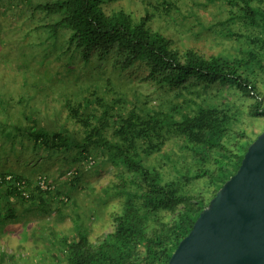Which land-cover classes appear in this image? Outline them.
<instances>
[{"label":"trees","instance_id":"obj_1","mask_svg":"<svg viewBox=\"0 0 264 264\" xmlns=\"http://www.w3.org/2000/svg\"><path fill=\"white\" fill-rule=\"evenodd\" d=\"M14 3L25 7L36 30H45L47 44H59L56 55L64 62L62 71L42 76V87L24 75L0 89L1 154L8 148L19 163L0 169V232L74 205L69 191L55 187L48 172L53 162L60 165L58 174L70 173L76 188L89 176L86 167L110 164L115 181L105 194L119 201L111 232L91 241L76 214L75 235L51 243L45 238L40 264H168L261 134L246 126L264 124V0ZM210 6L209 19L200 11ZM187 19L220 49H199L162 29ZM49 50L31 51L28 67L18 60L14 73L40 69L41 54L51 55ZM105 72V85L92 83ZM48 78L60 82L56 92ZM132 78L153 86V95L130 99L121 88ZM50 95L56 96L51 105ZM37 178L49 189L35 186Z\"/></svg>","mask_w":264,"mask_h":264},{"label":"rangeland","instance_id":"obj_2","mask_svg":"<svg viewBox=\"0 0 264 264\" xmlns=\"http://www.w3.org/2000/svg\"><path fill=\"white\" fill-rule=\"evenodd\" d=\"M15 6L14 0H9L5 5L0 6V89L3 87L6 88V86L13 82L15 76L24 77V75L28 77L31 82L36 79L39 80V86L42 87V82L44 80L42 76L49 77L59 70L62 71L64 61L62 58H57L56 55L57 50H59V44L58 46H55L52 42H50V45L47 44L45 42L47 37L44 33L45 30H36L38 23L32 21L30 16L27 17L25 7L20 6V8H16ZM182 12L186 16V6L182 9ZM200 14H205V16L210 19L214 17V10L212 6H210L205 11H200ZM209 19H206V21H209ZM190 28H192V37L187 39L190 35ZM162 29H168V31H165L168 35H171V33L174 35L178 33L184 36V39H186L189 44L199 49L205 47V51L208 50L209 52L218 51L220 49L217 46L210 47L209 40L205 39L202 32H198L199 28L195 24L194 19H187L182 23L168 22L163 25ZM46 47L50 49L49 52H51V55L50 53L44 56V53L41 54L43 66L40 69L35 67L33 69L29 68V71H22V74L14 73L15 65L19 62L18 60H20L22 66L28 67L29 62H31V54L29 55V53L33 50H36L37 53H41L40 50H45ZM52 48L55 51L52 50ZM38 65L41 66V62ZM63 73L65 74V71H63ZM108 77V73H106V76L104 75L100 78L94 77L92 83H98L99 81L100 86H103ZM57 79H46L49 84H51L48 85L49 89L55 92L58 86H61L60 82H58L59 85H57ZM138 80L140 79H125V83H123V87L121 88L122 91H124L130 99L139 94L143 96H152L154 87L141 80L138 82ZM40 95L44 96L43 93H40ZM50 96L51 97L47 99V101L51 105L53 104L51 99L52 96H56ZM220 100L226 103H237V100L233 101V99H225V101L223 99ZM153 105H156V103L154 102ZM261 120H264V118ZM243 126L245 127L246 124H243ZM246 127L248 132L252 130L257 134L264 132V124L261 129L258 126ZM6 144L9 143L6 142ZM2 151L3 150L0 148V159L3 155L5 162L2 159L0 160V169H3L5 165L8 164L10 167H19V163L12 160L8 148H5L6 153L1 154ZM173 151L178 154L180 150L173 148ZM59 168V163L57 161L53 162L48 172L54 179L55 187H60L64 194H67L68 191L71 193L75 201L74 205L71 206V204H69L62 207L61 210L64 212L62 215L56 211L45 218L30 219L29 221L13 224L1 231L0 264L42 263L43 260L45 261L46 259H42V262H40V259L48 244L46 241L44 242V239L50 238L49 242L51 243L58 237L64 238L74 236L76 214L82 215L83 226L89 231L91 241L96 242L99 238L111 232L113 228L111 215L117 211L119 201L113 198L108 200L105 192L112 182L115 181V167L110 164L100 167L98 170H96V168L93 170L92 168L89 169L86 167L85 172H88L87 174H89V176H82L81 181L76 183L77 185L79 183L81 184L79 187L77 186V188L70 184V173L67 174L64 171H60L58 174ZM63 170H65V168H63ZM118 171L120 170L118 169ZM55 207L60 206L58 203H55ZM44 264L50 263L46 261Z\"/></svg>","mask_w":264,"mask_h":264},{"label":"water","instance_id":"obj_3","mask_svg":"<svg viewBox=\"0 0 264 264\" xmlns=\"http://www.w3.org/2000/svg\"><path fill=\"white\" fill-rule=\"evenodd\" d=\"M168 264H264V132Z\"/></svg>","mask_w":264,"mask_h":264},{"label":"built area","instance_id":"obj_4","mask_svg":"<svg viewBox=\"0 0 264 264\" xmlns=\"http://www.w3.org/2000/svg\"><path fill=\"white\" fill-rule=\"evenodd\" d=\"M7 180H11V177L7 178ZM18 187L19 190H24L25 187L23 188V183H17L16 185ZM25 186V185H24ZM35 186H38L42 191H46L49 189L48 185L45 183V179L43 178H38L35 182ZM24 196L27 197L28 194L26 192H23ZM65 201H67V199H64Z\"/></svg>","mask_w":264,"mask_h":264}]
</instances>
